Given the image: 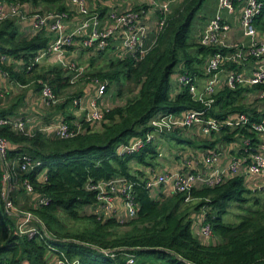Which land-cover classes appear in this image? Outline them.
I'll use <instances>...</instances> for the list:
<instances>
[{
    "label": "trees",
    "instance_id": "16d2710c",
    "mask_svg": "<svg viewBox=\"0 0 264 264\" xmlns=\"http://www.w3.org/2000/svg\"><path fill=\"white\" fill-rule=\"evenodd\" d=\"M6 1L46 10H67L66 0ZM205 1L182 0L173 7L165 30L142 60H112L94 74V77L108 80V87L114 84L119 97L132 93L126 97L125 104L106 110L99 126L85 122L80 134L67 139L50 138L41 131L25 134L7 126L0 128V135L8 142L19 144L16 150H8V156L27 152L43 160L47 181L39 183L34 174L30 178L37 195L50 198L47 206L30 208L45 224L49 237L41 240L17 235L16 220L4 212L0 163V264H50L47 257L50 249H53L54 256L61 251L68 259L78 260V264H127L125 255L112 258L100 250L119 247L130 249L136 255V264H264V198H255L254 205L258 207L249 208L238 222L224 219L232 202L244 206L250 200L249 195L254 189L248 187L243 176L231 178L214 188L193 189L190 201H186V194L182 193L156 200L146 187L145 173L141 169L133 170L131 163L155 165L157 144L152 143L134 154L117 153L120 144L145 135L148 122L157 114H183L188 110L204 109V104L194 100L186 87H180L179 92L173 94L171 76L182 64L181 71L189 72L197 79L203 77L209 57L219 51L218 47L189 41L193 21ZM133 9L139 11L144 7L136 5ZM255 25L264 33V6ZM49 40L50 37L43 33L31 38L22 37L17 19L1 21L0 55L18 57L22 64L19 69L1 61L0 65L14 81L22 84L35 81L39 91L41 82H47L59 95L71 85L66 68L55 65L50 70L35 73L36 64L28 69L34 56L47 47ZM104 52L99 51L97 56ZM241 68L232 63L225 67L231 70ZM259 88L218 90L209 115L225 118L246 113L254 120L263 121L264 112L246 102L248 95ZM11 114H14L13 107L0 108V117ZM221 135L204 147L250 138V151H253L260 141L259 134L246 128L225 129ZM116 177L134 183L137 216L120 223L117 218H99L84 213L87 207L96 203V192L87 189V183ZM201 209L207 211V219L218 238L216 244L205 245L194 234L192 214ZM63 217L70 221H84L87 226L70 229Z\"/></svg>",
    "mask_w": 264,
    "mask_h": 264
},
{
    "label": "built area",
    "instance_id": "2783aa9c",
    "mask_svg": "<svg viewBox=\"0 0 264 264\" xmlns=\"http://www.w3.org/2000/svg\"><path fill=\"white\" fill-rule=\"evenodd\" d=\"M66 3L71 8V13L70 10H35L29 13L26 5L16 1L9 2V11H6L3 0H0V22L6 19L31 16L35 34L43 33L50 37V40L47 47L39 50L34 56L28 69H32L36 64L52 55L59 65L73 74L70 82L75 83L86 71L82 65L66 58V53L71 48L81 43L90 50L99 51L117 44L125 51L124 58L138 62L150 52L160 34L165 30L176 0H138V5L147 6L156 12L157 16L153 25L145 22L144 10L137 11L128 7L125 10L114 8L103 14L98 10H92L89 0H66ZM263 6L264 0H219L215 15L210 18L204 32L198 38V43L201 45L219 48V51L210 56L207 61V81L200 87L199 79L185 71H180L176 77L179 87L188 88L193 99L204 104V109L188 110L183 114H157L148 122V130L145 135L129 143L120 144L117 153L120 155L138 153L165 134L179 128L196 127L201 128L202 132L207 135L221 134L225 129L246 128L250 132L259 134L260 141L257 143V147L251 152L250 138H246L245 150L247 154L232 159L226 168H215V165L220 161V154L218 150L210 149L201 157L205 162V168L201 170H194L191 160L184 159L187 169H177L172 173L154 172L146 180V187L154 199L156 196L154 197L153 192L158 190L163 191L164 194L163 199L160 200L182 193L186 194V201H190L193 189L214 188L237 176H243L245 180L247 176L264 178V120H254L246 113L229 115L225 118L209 115L215 102L214 95L220 87L235 90L241 87L259 86L255 97L264 100V38L259 37L260 31L255 25V20L262 12ZM72 9L77 13L75 14L76 19L72 14ZM224 12L238 13L237 18L242 34L249 39V43H227L225 36L232 30V25L224 16ZM70 23L72 24L70 25ZM151 33L154 37L148 43ZM8 59V56L0 55L2 63H6ZM249 61L256 63L250 73L225 69L228 63L242 66ZM0 73L7 74L1 65ZM224 73L225 78L220 83L221 74ZM89 78L98 86V98L106 94L108 80L94 76ZM219 84L222 85L219 86ZM40 94L44 104L48 107L54 106L59 101L58 95L47 82H41ZM75 104L79 105V99L75 100ZM109 109L99 108L95 100L92 107L87 109L82 120L74 124L66 121L60 122L54 128V138L67 139L80 134L85 122L100 125L104 118V112ZM5 126L16 132L30 134L26 130V120L21 117H0V128ZM8 150L7 138L0 135L4 212L16 220L15 233L17 235L46 240L49 234L45 224L32 209H20L15 204L13 196L16 191L20 190L28 196H35L31 208L47 206L50 198L37 195L30 178L31 174H34L39 183L47 181V168L42 159L27 152L20 153L17 158L19 175L13 178L11 173L13 165L9 161ZM133 187L134 183L124 177L88 182L87 189L96 192V203L89 206L90 211L99 218H117L120 223L134 219L137 216L138 206L135 202ZM166 189H168V193H166ZM118 196L123 200L124 213L117 209L116 198ZM193 231L199 239L215 236L212 225L207 219L206 209L199 222H195ZM100 250L112 258L118 254L125 255L127 264H136V255L128 248H101ZM59 252V255L55 256L53 264H78V260H70L63 252Z\"/></svg>",
    "mask_w": 264,
    "mask_h": 264
},
{
    "label": "crops",
    "instance_id": "0c3cea01",
    "mask_svg": "<svg viewBox=\"0 0 264 264\" xmlns=\"http://www.w3.org/2000/svg\"><path fill=\"white\" fill-rule=\"evenodd\" d=\"M179 0H176V3ZM182 0H180L181 2ZM4 2V9L6 11H9V2L6 0H3ZM90 5L94 6L98 4V8L94 10H98L101 13H107L111 9H119V10H125L128 6L133 7V5H138V0H121V1H105V0H99L96 2L95 0H89ZM66 3V2H65ZM128 6H127V5ZM67 5V3H66ZM27 10L30 12L35 11L37 8L34 6H26ZM25 8V9H26ZM71 8L67 5V10H70ZM144 19L145 22H147L149 25H153L156 20V12L152 10L151 8L144 7ZM58 11V10H57ZM71 13V10L69 11ZM72 14L74 15V18L76 19L77 14L72 9ZM224 16L228 19L230 24L232 25V22L234 21L235 28L228 32L225 36L227 43L231 44H241V43H249V39L244 37V40L238 41L237 34H239V31L242 33V30L240 28H237L240 24L239 19L237 18L238 13H229L224 12ZM209 20H206L203 22L202 25L199 27L201 28V31L199 35L196 37V41L198 42L199 36L204 32L207 24L209 23ZM21 36L22 37H33L35 35V30L33 29V20L32 17H24L17 19ZM72 23H70L71 25ZM241 26V25H240ZM260 31V30H259ZM154 37L153 33H151L148 43L151 42L152 38ZM259 37L264 38V33L260 31ZM98 51V50H97ZM95 50H90L89 48L84 47L81 43H78L74 48H71L66 53V58L69 61L76 62V63H82V66L85 68V71L88 75L94 76V74L100 70L101 68L107 67L108 64L112 60H118L123 59L125 55V51L119 47L117 44L108 46L104 51L103 55H98V52ZM101 54V53H100ZM8 61L6 63L12 64L16 67V69H19L20 64H22V60L18 57H8ZM81 60H84L85 62H82ZM90 64V65H85ZM104 64V65H102ZM255 61H249L245 65H242L241 70L246 73H250L251 70L255 67ZM42 65V66H41ZM45 65V67H43ZM55 65H59L58 61L54 56H49L45 58L42 62L38 64V67L36 71H47L53 68ZM35 71V73H37ZM67 75L70 77V80L73 76V74L70 71H67ZM225 78V73L221 74L220 77V83ZM208 76L204 73L203 77L199 78V86H203L205 82L207 81ZM82 80V81H81ZM81 81V82H79ZM176 81V80H175ZM77 83H81V86L85 89L79 90V92H76L75 90H71V87H75ZM75 84V85H74ZM222 84H219L221 86ZM111 87V85H110ZM110 87H108V91L106 94L100 96L98 98V86L93 81L86 79L85 76H82L76 83H71L69 87L62 90L60 94L58 95L59 101L57 104H55L52 107H48L44 104L40 91L38 90L37 86L35 85V81H32L29 84H22L20 82L14 81L8 73H0V108L1 109H11L13 107L14 114H11L13 117H21L24 120H26L27 124V131L30 134H33L36 131L43 132L46 136L50 138H54V128L62 121L68 120L71 124H74L80 120H82L85 116V113L87 109L92 107V104L94 101H97V105L101 109L105 108H114L116 106H120L126 103V98L123 99L117 95L115 92H110ZM225 88L220 87L218 90ZM174 90V94L178 93ZM84 93H87V95H84ZM257 94V91L252 92L248 95L246 102H248V98H254ZM79 99V105L75 104V100ZM264 102V100H260ZM250 103V102H248ZM259 111L264 112V105L256 106ZM12 111V110H11ZM96 126H99L96 124ZM182 135V137L180 136ZM221 134H211L207 135L204 134L201 130V128H179L174 132L168 133L163 135L162 137L158 138L155 141V144H157V150L158 155L156 159L154 160L153 166L146 167L145 170H143L142 164L138 162H132L131 166L132 169H141L145 173V177L150 178L153 173H161V172H167L172 173L177 169H187L185 166L184 159H189L192 162V168L194 170H201L202 168H205V162L202 160V155L210 149H216L218 150L220 154V161L218 164L215 165V168H226L232 159L243 157L247 154V151L245 150V140L246 139H237L233 140L231 142H219L214 147H204V144L211 143L212 141H215L217 138H220ZM260 137V136H259ZM262 137V136H261ZM178 138H181L182 140L185 139V141H180ZM171 139H176L177 142L184 143L181 148L179 149H171L168 146V141ZM188 140V141H186ZM9 149L16 150L19 147V144H14L9 142ZM253 152V151H251ZM19 156V153H15V155L9 156V161L13 165V169L11 171L12 177L15 178L19 175V171L17 170V158ZM0 163L2 165L1 159ZM144 165V164H143ZM146 166V165H145ZM264 179V178H263ZM262 179V180H263ZM259 182V178L247 176L246 177V183L248 184V187H252L254 190H256L255 187L257 186V183ZM263 185V184H262ZM264 187V186H263ZM261 187V189L263 188ZM260 188V187H259ZM166 193H168V189L165 190ZM157 193V195H156ZM154 197L156 196V200L163 199L164 197L163 191H156L153 192ZM14 202L15 204L23 210H28L33 205V200H35V196H28L26 193L18 190L14 193ZM116 205L119 212L125 211L123 200L121 197L116 198ZM23 207V208H21ZM27 208V209H25ZM195 213V212H194ZM194 213L192 214V217L194 218V222H199V219L195 217ZM201 242L205 245H213L216 244L218 241L217 237L212 238H200ZM55 256L52 253V262L50 264H53ZM49 260V259H48Z\"/></svg>",
    "mask_w": 264,
    "mask_h": 264
},
{
    "label": "rangeland",
    "instance_id": "374dc122",
    "mask_svg": "<svg viewBox=\"0 0 264 264\" xmlns=\"http://www.w3.org/2000/svg\"><path fill=\"white\" fill-rule=\"evenodd\" d=\"M96 2H98L99 0H95ZM103 1V0H102ZM105 1H115V0H105ZM116 1H121V0H116ZM180 2V0L177 2V3H174L173 4V7H177L178 6V3ZM218 2L219 0H206L204 2V4L202 5L201 9L199 10L198 12V15L196 16L195 20L193 21V24H192V28H191V32H190V37H189V41L190 42H193V41H196V37L199 35L200 31H201V28L199 27L200 25L203 24L204 21L212 18L215 13H216V10H217V5H218ZM127 5V4H126ZM128 6V5H127ZM131 6V5H130ZM128 6V8H133L135 7L136 5H133V7H130ZM37 9L36 10H41V11H46V9L42 8V7H36ZM98 8V4L94 6H91V9H96ZM49 10V9H48ZM119 10V9H118ZM232 25H233V28H235V25H234V21L232 22ZM237 28H240L241 30V26L239 24V26ZM260 33V32H259ZM242 33L239 31V34H237V40L238 41H242L244 40V37H242ZM82 62H85L84 60H81ZM80 65H82V63H79ZM85 65H90V64H85ZM104 65V64H102ZM42 66V65H41ZM43 67H45V65H43ZM181 67H182V64H179L177 67H176V70L175 72L172 74L171 76V84L173 86V94H174V90L177 89V91L179 90V85L176 83V77L179 75L180 71H181ZM37 73H41L42 71H36ZM85 76L86 79H89V77H92V75H88L86 72L85 74L83 75ZM82 76H80L77 81L81 78ZM76 81V82H77ZM82 81V80H81ZM79 81V82H81ZM75 82V83H76ZM75 85V84H74ZM72 89L71 90H75L76 92H79V90H83L85 91V89L83 88V86H81V83H77L75 85V87H71ZM117 90V87L112 84L111 87H110V92H116ZM84 95H87V93H84ZM132 93H127L126 95L124 96H120L121 98L125 99L126 97L128 96H131ZM248 102H250L252 105H255V106H259V105H264V102L260 101L259 99H254V98H251L249 97L248 98ZM182 137V135H180ZM184 143H180V142H177L176 139H171L168 141V146L171 148V149H179L181 148V146L183 145ZM142 168L143 170L146 169V167L148 166H145L142 164ZM260 182L257 183V186L255 187H260L259 189L257 190H253V192L249 195V202L247 204H245L244 206H239L238 203L236 202H232L231 205H229L228 207V210H229V213L225 215L224 219L226 222H231V223H235V222H238L240 217L247 214V210L249 208H257L258 206L257 205H254L255 203V198H264V179H259ZM263 184V185H262ZM261 187H263L261 189ZM23 208V207H21ZM27 209V208H25ZM84 213L86 214H93L89 207H87L85 210H84ZM204 213V209H201L200 211L198 212H195L194 215L196 218H198L199 220L201 219L202 215ZM63 219H65V223L66 225L70 228V229H73V230H79V229H83L84 227L87 226V223L84 222V221H70L68 220L67 218L63 217ZM216 237V236H215ZM47 257L49 259L50 262H52V253L51 251L47 250Z\"/></svg>",
    "mask_w": 264,
    "mask_h": 264
}]
</instances>
